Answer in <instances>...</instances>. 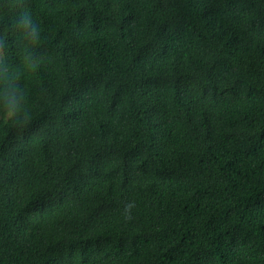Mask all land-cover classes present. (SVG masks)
Instances as JSON below:
<instances>
[{"label": "trees", "instance_id": "trees-1", "mask_svg": "<svg viewBox=\"0 0 264 264\" xmlns=\"http://www.w3.org/2000/svg\"><path fill=\"white\" fill-rule=\"evenodd\" d=\"M0 51V264H264V0H0Z\"/></svg>", "mask_w": 264, "mask_h": 264}, {"label": "clouds", "instance_id": "clouds-1", "mask_svg": "<svg viewBox=\"0 0 264 264\" xmlns=\"http://www.w3.org/2000/svg\"><path fill=\"white\" fill-rule=\"evenodd\" d=\"M13 26L18 33L16 38V43L19 44V42L22 39H27L28 41L25 51H29L34 45H36L39 42L40 40L39 26L33 22L29 12L24 11L20 13L18 22L13 21ZM0 55H2V51H0ZM29 58H31V53L29 55ZM37 66L38 64L33 63L31 65V69H35ZM9 87H11V91L5 92L4 95L5 104L2 111L6 118H13L16 117L17 114L21 111V103H20V99H18L19 94L17 90L12 86ZM131 207H132L131 204L127 206L129 210L131 209Z\"/></svg>", "mask_w": 264, "mask_h": 264}]
</instances>
